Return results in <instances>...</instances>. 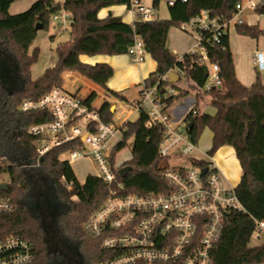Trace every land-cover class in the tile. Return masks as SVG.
<instances>
[{
	"label": "trees",
	"instance_id": "16d2710c",
	"mask_svg": "<svg viewBox=\"0 0 264 264\" xmlns=\"http://www.w3.org/2000/svg\"><path fill=\"white\" fill-rule=\"evenodd\" d=\"M18 0H0V54L14 68V80L0 79V179L8 176L7 190L0 189V198L11 199L14 210L0 214V241L19 236L33 246L34 264H75L67 261L62 252L63 243L55 235H48L47 223H52L62 234L74 240L79 262L76 264H98L119 256L120 250L103 247L106 237L120 235L111 231L94 237L86 229V223L111 198L110 190L117 189L119 196H147L168 194L171 187L164 178L169 168V159L160 155L164 139L163 125L151 122L147 111L141 109L136 121L127 122L122 129V138L114 147L111 164L116 183L109 186L97 175H88L81 183L72 167L62 160V155L83 146L81 139L54 147L39 157L37 143L40 137L29 135V127L51 121L44 112L22 113L19 108L25 100H38L54 87L64 83L65 72H77L107 89L114 76L108 64H87L82 56L127 55L139 37L147 54L156 62L155 72L144 82V88L157 87L164 108H171L190 94L197 98L196 115L189 119L193 123L189 135L198 143L205 128L213 133V156L224 146L234 149L241 166L242 175L235 188L242 207L225 214L219 239L211 256V264H263L264 241L257 246L251 244L254 232L264 223V83L258 74L251 86L243 85L237 78L229 34L222 37L220 45L207 43L212 36L200 32V46L207 51L208 61L200 54L189 52L178 57L167 47L168 34L172 27L182 24L207 11L220 23L231 21L238 13L237 5L242 0H177L168 7L169 19L154 22L112 23L111 13L101 19L100 13L117 5H128L129 0H38L27 11L12 15L11 6ZM162 0H153L158 10ZM72 17L70 38L58 44L54 52L57 63L48 68L37 79L32 77V67L40 57V49H32L39 31H48L52 17L61 11ZM255 13L264 16V3ZM240 36L259 40L264 36L258 26L245 23L236 25ZM218 65L220 85L209 91L205 85L210 76V65ZM170 72L181 75L187 88L170 84L163 78ZM174 89L173 95L168 89ZM143 93V92H142ZM117 94V93H115ZM94 95L90 101L94 100ZM208 99V105L216 109L215 116L204 114L200 105ZM101 114L106 123H111L113 113L106 105ZM253 123L249 133V124ZM132 141L131 158L122 166L117 155ZM5 159V161H3ZM195 165L207 166L204 160H193ZM118 164V165H116ZM124 168L129 171L124 177L119 174ZM70 185L68 189L63 182ZM55 242V243H54ZM169 243V240H168ZM60 244V245H59ZM67 261V262H63ZM139 264V263H137ZM163 264H182L172 261Z\"/></svg>",
	"mask_w": 264,
	"mask_h": 264
},
{
	"label": "built area",
	"instance_id": "2783aa9c",
	"mask_svg": "<svg viewBox=\"0 0 264 264\" xmlns=\"http://www.w3.org/2000/svg\"><path fill=\"white\" fill-rule=\"evenodd\" d=\"M162 1L169 7L177 0ZM262 3L264 0H242L237 5V15L225 23L211 18L209 12L205 11L182 24L181 29L198 35L200 32H208L212 38L207 43L220 45L233 21H236L235 26L243 24L238 19L240 14L244 10L255 12ZM126 8L132 23L159 19L158 10L153 5H145L142 0H129ZM61 15L65 27L69 17L65 11L62 10L52 19L57 21ZM199 39L201 42L200 36ZM195 51L202 60H209L206 48L200 46V43L192 52ZM145 53L142 40L136 37L134 45L128 50V56L135 63H141ZM254 64L259 71L264 72V51L255 53ZM219 72L218 65H210L205 90L220 85ZM168 75L163 78L166 82H169ZM63 79L61 87L52 88L38 100H25L19 108L24 114L44 112L51 116V121L31 126L27 130L29 135L41 138L37 143L39 157L54 147L81 139L83 146L65 153L68 156L65 161L73 165L79 159L89 157L98 167L99 178L110 187L117 184L118 189H122V184L116 183V166L112 167L110 161L115 147L113 141L116 137L122 138L125 124L134 115H138L141 109H145L151 122L165 128L160 155L169 161L186 159L188 163L169 165L164 175L171 187L168 194L119 196L117 189L110 190L111 198L90 217L86 229L94 237H101L111 231L122 232L120 235L106 237L103 241L105 249L120 250L122 253L98 264H163L172 261L211 264L212 251L219 239L225 214L242 207L235 189L224 185L222 175L214 163L207 162V166L193 163V160H200L191 157L192 152L197 150V143L189 135V119L197 114L196 109H192L183 122L176 123L171 118L170 108L162 106L157 87L144 88L141 101L127 103L118 94L94 84L77 72H65ZM174 93V89H168V94ZM93 95L94 100L90 101ZM146 104H149V110ZM106 105L111 107L113 113L111 123L104 122L101 114ZM205 169L207 172L204 174ZM63 182L68 189L71 188L64 178ZM14 207L11 199L0 198V214L10 213ZM263 227L264 223H261L253 234L254 238L259 237ZM0 264H34L32 244L19 236L1 240Z\"/></svg>",
	"mask_w": 264,
	"mask_h": 264
},
{
	"label": "rangeland",
	"instance_id": "374dc122",
	"mask_svg": "<svg viewBox=\"0 0 264 264\" xmlns=\"http://www.w3.org/2000/svg\"><path fill=\"white\" fill-rule=\"evenodd\" d=\"M36 1L38 0H19L17 3H15L11 10L10 14L16 15L23 13L27 11ZM56 3H63L64 0H55ZM145 5H151L153 0H142ZM109 12H111L114 15H117L118 17H121L125 22L130 23L132 20L130 17V13L127 10L126 6L124 5H117L114 7H111L109 9ZM108 12V13H109ZM102 13V12H101ZM107 13V14H108ZM158 17L159 19H169V11L167 5L162 1L159 9H158ZM63 15V14H62ZM62 15L59 17L60 19L57 21H54L53 19L50 21L49 30L43 31L40 30L38 33V37L36 41L34 42V45L32 47H38L40 49V57L36 64L32 67V75L33 77L39 76V74L42 73L44 68H47L51 66L55 60L57 59L55 55V48L58 44L67 42L70 38V25L72 23V17L68 15V19L66 20L65 27L62 24ZM255 15V24L257 23L256 19H259L258 15L251 10H246L245 13L242 14L243 17L246 16L247 24L250 22H253L247 18V16ZM242 17V18H243ZM240 19V18H239ZM245 19V20H246ZM260 27L264 30V18H260ZM242 20V19H241ZM235 24L236 21H233L229 27V40L231 49L233 51V57L235 58V64L236 69L239 75L240 80L246 84L245 86H251L253 82L257 80L258 74L260 75L262 82L264 83V72L259 71L255 64H254V55L257 51H264V36H262L259 40L251 39L248 37L240 36L236 33L235 30ZM66 28V29H65ZM177 29L178 33L184 34L183 37H175V39L181 40L184 43L188 42L187 37H191L192 39H198V35H188L185 32L181 31L179 27H173ZM144 57H148V54L145 53ZM249 76L251 80H248L244 78L245 76ZM0 79H4L6 81H13L14 80V68L13 66L8 62V60L0 54ZM64 84V83H63ZM177 85L180 88H187L186 80L183 79L181 82L177 83ZM146 108L149 110V105H145ZM200 109L204 114L210 115V111H213V108L208 105V99H204L201 102ZM138 118L137 116L134 117V120L136 121ZM212 140L213 136L209 129L205 128L202 132V135L198 142V150H195L192 152L191 157L200 159V160H209V155L207 152H209L212 148ZM132 147V141H129L128 147H126L121 153L117 155V162H120L119 165L122 166L125 164L128 160H125V158L131 157V149ZM67 155H62V160L67 159ZM186 159H178V160H170L168 164L173 165H181V164H187L185 161ZM75 173L77 174V177L80 181H82L85 177V174L92 173L97 174L98 173V167L95 165L93 160L89 157H85L82 159H79L72 165ZM9 178L8 176H3L0 179V182H8ZM47 230L48 235L50 237L56 236L58 239H60L63 243L62 252L65 256V259L67 261H72L75 264L79 262V257L77 256V245L76 242L72 239H70L68 236L60 233L55 226L48 222L47 223ZM55 243V242H54ZM60 245V244H59ZM63 261V262H67Z\"/></svg>",
	"mask_w": 264,
	"mask_h": 264
},
{
	"label": "crops",
	"instance_id": "0c3cea01",
	"mask_svg": "<svg viewBox=\"0 0 264 264\" xmlns=\"http://www.w3.org/2000/svg\"><path fill=\"white\" fill-rule=\"evenodd\" d=\"M17 2H15V3H17ZM151 5H153V1H152ZM12 6H11V8H12ZM11 8H10V10H11ZM109 9L110 8L105 9L102 11V13H100L101 19L106 18L108 16V14L111 13V12H109ZM245 12H246V10H244L239 15V18L242 19L243 23L247 24L246 16L245 17L242 16V14ZM112 15H113V17H118L117 15H114V14H112ZM254 16L255 15L247 16V18L249 20L253 21V22L248 23L247 25L258 26L262 31H264L260 27V21H261L260 18H262V17L264 18V16L258 15L259 19H256L258 24H255ZM130 17H131V15H130ZM122 21L125 22L123 19H122ZM130 21H131L130 23H128V22H125V23L131 24L132 20H130ZM180 30L183 31L181 28H180ZM183 32H185V31H183ZM185 33L188 35H191V36L196 34V33H189V32H185ZM180 36L184 38L185 35L182 33H178L177 29H175L173 27L170 29L169 34H168L167 47L175 55H177L178 57H182L184 54L192 52V51L197 49V47L200 43L199 35H198L199 40L192 39L191 37H187V39H188L187 43H184L182 41V39L178 40V41L175 39V37H180ZM230 49H231V45H230ZM231 52L233 54L232 49H231ZM81 59L84 63L91 64V65H95V64H108V65H110L114 70V76L108 81L107 90H109L113 93H117L127 103H135V102L141 101L142 92L144 90V82L150 76V74L155 72V70L157 68L156 62L152 59V57L149 54H148V57H145L144 61L141 63H135L128 56V54L127 55H119V56H105V55H99V56H94V57L82 56ZM233 59H234V64H235V58L233 57ZM56 63H57V59L55 60V62L51 66L44 68V70L42 71L41 74H39V76L33 77V75H32L33 79L35 80V79L39 78L41 75H43V73L48 68L54 67ZM235 70H236V75H237L238 80L243 85H246L239 78V75H238V72L236 69V64H235ZM244 78L251 80V78L249 76L248 77L245 76ZM255 82H253V84ZM196 107H197V98L194 94H190L189 96H187L183 100L174 104L169 109L171 118L176 123L183 122L185 120V118L189 115L191 110L196 108ZM211 108H213V107H211ZM210 113H211L210 116H215L217 111H216V109L213 108V111H210ZM135 116H137V118H139V114L138 115L136 114L132 117L131 121H135L134 120ZM211 134L213 136L212 132H211ZM120 140H121V137H116L113 141V146H116L120 142ZM197 150H198V143H197ZM208 153L209 152H207V154ZM130 158H125V160H128ZM206 162L214 163V165L217 166L218 170L220 171V173L222 175L223 183L227 188L235 189L238 186V184L240 183V180H241L242 170H241V166H240V164L236 158L235 151L232 147H230V146L222 147L220 150H218V152H216L215 155H213V156L209 155V160ZM117 163L119 164L120 162H117ZM169 165H173V164H169ZM181 165H185V164H181ZM88 175H97V174H92V173L85 174V177L82 181H80L78 177L77 178L81 183H83L86 180ZM76 176H77V174H76ZM263 241H264V227L259 231V237L258 238H254V237L252 238L251 244L253 246H257L260 243H262Z\"/></svg>",
	"mask_w": 264,
	"mask_h": 264
},
{
	"label": "water",
	"instance_id": "95a60500",
	"mask_svg": "<svg viewBox=\"0 0 264 264\" xmlns=\"http://www.w3.org/2000/svg\"><path fill=\"white\" fill-rule=\"evenodd\" d=\"M110 21H111L112 23H116V22H120V21H122V19H121L120 17H112V18L110 19ZM36 30H37V31H40V30H41V26L37 25V26H36ZM168 78H169V83H170V84H177V83H179L180 80H181L180 76H179L177 73H175V72H171V73H169ZM252 125H253V123L251 122V123L249 124V133L252 131ZM192 127H193V123H190V124H189V129H192ZM83 140H85V137L83 138ZM128 171H129V168H124V169H122V170L120 171L119 174L121 175V177H124ZM206 172H207V169H205V170L203 171L204 174H205ZM0 189H2V190H7V185H5V184L0 185Z\"/></svg>",
	"mask_w": 264,
	"mask_h": 264
}]
</instances>
